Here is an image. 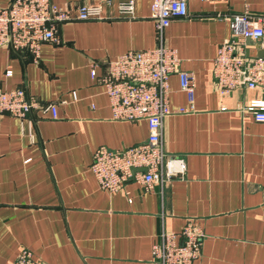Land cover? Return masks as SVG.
Returning <instances> with one entry per match:
<instances>
[{
    "label": "crops",
    "instance_id": "crops-1",
    "mask_svg": "<svg viewBox=\"0 0 264 264\" xmlns=\"http://www.w3.org/2000/svg\"><path fill=\"white\" fill-rule=\"evenodd\" d=\"M119 1L102 4L99 20L59 24V44H42L37 62L0 48L2 88L56 106L55 119H0V264L22 248L45 264H158L151 248L160 232H179L187 221L205 234L192 264H264V122L240 111L264 95L238 88L220 96L212 77L230 34L225 17L264 15V0H186L188 16L162 32L194 84L189 96L169 76V108L191 111L162 122L164 153L183 160L185 172L150 192L131 181L108 192L90 172L93 153L140 144L148 131L144 121L112 120L98 78L117 56L159 43L152 0H134L131 19L120 18ZM52 2L73 10L89 0ZM246 49L248 58L262 56L264 41L248 39Z\"/></svg>",
    "mask_w": 264,
    "mask_h": 264
},
{
    "label": "built area",
    "instance_id": "built-area-1",
    "mask_svg": "<svg viewBox=\"0 0 264 264\" xmlns=\"http://www.w3.org/2000/svg\"><path fill=\"white\" fill-rule=\"evenodd\" d=\"M111 0H89L73 10L56 6L52 0H12L0 8V48L16 53H28L38 61L42 44H59V24L101 19L102 4ZM134 0H120V18L133 17ZM188 16L186 0H152L150 19L154 23L159 43L145 50H131L109 61L98 80L108 99L111 118L115 121H144L148 135L144 142L110 150L103 146L92 155L90 172L98 186L108 192L118 191L126 182H135L144 192L185 172L181 159L167 158L162 140V122L171 114H187L191 110H171L168 106V78L176 73L180 88L189 96L193 93L192 77L180 70L175 49L165 46L162 32L171 21ZM229 22L228 39L219 45L212 61V77L220 96L230 95L238 88L257 90L264 95V57L246 56V41H264V15L248 11L226 16ZM97 64L91 65L95 77ZM10 72H6L9 76ZM256 122H264V99L252 100L240 108ZM33 112L50 113L56 118V106L43 104L25 90H5L0 83V119L4 115L28 118ZM205 238L200 226L187 221L179 232L162 230L152 245L151 257L158 264H192L200 257ZM12 264H45L35 260L31 252L22 248Z\"/></svg>",
    "mask_w": 264,
    "mask_h": 264
},
{
    "label": "water",
    "instance_id": "water-1",
    "mask_svg": "<svg viewBox=\"0 0 264 264\" xmlns=\"http://www.w3.org/2000/svg\"><path fill=\"white\" fill-rule=\"evenodd\" d=\"M261 57H264V55H262Z\"/></svg>",
    "mask_w": 264,
    "mask_h": 264
}]
</instances>
